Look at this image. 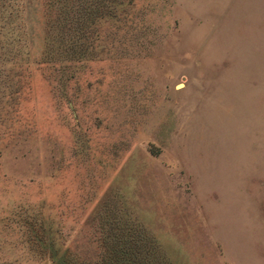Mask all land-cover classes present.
<instances>
[{
	"label": "rangeland",
	"instance_id": "obj_1",
	"mask_svg": "<svg viewBox=\"0 0 264 264\" xmlns=\"http://www.w3.org/2000/svg\"><path fill=\"white\" fill-rule=\"evenodd\" d=\"M113 6L0 2V264H264V0Z\"/></svg>",
	"mask_w": 264,
	"mask_h": 264
},
{
	"label": "trees",
	"instance_id": "obj_2",
	"mask_svg": "<svg viewBox=\"0 0 264 264\" xmlns=\"http://www.w3.org/2000/svg\"><path fill=\"white\" fill-rule=\"evenodd\" d=\"M115 2L118 0H42L46 44L70 34V29L77 21H80L81 27H85L83 25H86L89 16L109 14L114 17ZM112 233L116 235V232ZM102 247L100 257L91 262L56 255L51 257V261L53 264H148L145 256H138L140 248L132 240L120 241L119 236H116L104 240Z\"/></svg>",
	"mask_w": 264,
	"mask_h": 264
}]
</instances>
